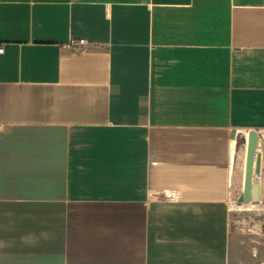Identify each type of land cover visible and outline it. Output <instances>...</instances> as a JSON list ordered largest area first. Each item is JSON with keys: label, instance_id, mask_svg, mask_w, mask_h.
I'll return each mask as SVG.
<instances>
[{"label": "crops", "instance_id": "1", "mask_svg": "<svg viewBox=\"0 0 264 264\" xmlns=\"http://www.w3.org/2000/svg\"><path fill=\"white\" fill-rule=\"evenodd\" d=\"M0 48V264H264V0H0Z\"/></svg>", "mask_w": 264, "mask_h": 264}, {"label": "water", "instance_id": "2", "mask_svg": "<svg viewBox=\"0 0 264 264\" xmlns=\"http://www.w3.org/2000/svg\"><path fill=\"white\" fill-rule=\"evenodd\" d=\"M259 134L256 131L249 133L247 144V163L246 174L244 183V192L242 195V201L244 202H258L261 197V187L259 184L254 183V173L261 172L262 153L258 151ZM257 157V164L255 165Z\"/></svg>", "mask_w": 264, "mask_h": 264}, {"label": "rangeland", "instance_id": "3", "mask_svg": "<svg viewBox=\"0 0 264 264\" xmlns=\"http://www.w3.org/2000/svg\"><path fill=\"white\" fill-rule=\"evenodd\" d=\"M240 134V138H239V144H240V157H242L243 153H244V145H245V139L241 138ZM240 164H241V159H240ZM236 203L238 204V211L234 213L233 215V220L235 223H246L247 220L249 219V221L252 222V220H257L259 218H261V216H256V210L254 209H247V203L242 201V194H240L238 196V198L235 200Z\"/></svg>", "mask_w": 264, "mask_h": 264}, {"label": "built area", "instance_id": "4", "mask_svg": "<svg viewBox=\"0 0 264 264\" xmlns=\"http://www.w3.org/2000/svg\"><path fill=\"white\" fill-rule=\"evenodd\" d=\"M86 44H87V41L84 40V39H83V40H79V41L73 40V41L71 42V45H73V46H79V47H83V46H85ZM0 51H2L1 48H0ZM260 144H261V142L259 141V144H258V150L261 149Z\"/></svg>", "mask_w": 264, "mask_h": 264}, {"label": "bare ground", "instance_id": "5", "mask_svg": "<svg viewBox=\"0 0 264 264\" xmlns=\"http://www.w3.org/2000/svg\"><path fill=\"white\" fill-rule=\"evenodd\" d=\"M255 184H258V183H255ZM260 187H261V197L262 195L264 194V184H259Z\"/></svg>", "mask_w": 264, "mask_h": 264}]
</instances>
